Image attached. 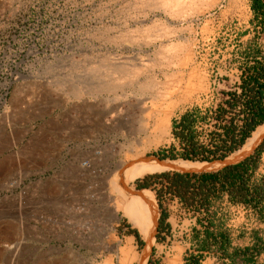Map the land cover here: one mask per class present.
Returning <instances> with one entry per match:
<instances>
[{
  "label": "rangeland",
  "instance_id": "obj_1",
  "mask_svg": "<svg viewBox=\"0 0 264 264\" xmlns=\"http://www.w3.org/2000/svg\"><path fill=\"white\" fill-rule=\"evenodd\" d=\"M183 2L0 0V129L27 147L43 122L62 126L73 111L66 122L76 131L74 159L65 166L61 156L41 177L33 174L31 152H13L12 143L1 156L0 264H120L108 245L129 236L128 264H142L147 239L123 212L116 166L136 156H179L173 122L189 111L197 137L208 142L224 92L233 89L257 36L250 0ZM259 42L264 46L263 33ZM167 106L171 128L162 135ZM88 160L97 170L82 166ZM146 176L128 182V190L151 191L158 217L162 210L178 220L188 214L168 194L161 210L154 189L138 188ZM105 185L118 211L114 221ZM179 236L166 240L155 232L144 264H167L184 251Z\"/></svg>",
  "mask_w": 264,
  "mask_h": 264
},
{
  "label": "trees",
  "instance_id": "obj_2",
  "mask_svg": "<svg viewBox=\"0 0 264 264\" xmlns=\"http://www.w3.org/2000/svg\"><path fill=\"white\" fill-rule=\"evenodd\" d=\"M250 9L253 15L251 23L257 31V36L244 53V61L239 67L240 74L233 89L224 92L225 98L215 113V129L210 133L209 141L199 140L196 134L198 121L196 114L186 112L173 122V135L180 141L183 152L179 156L163 153L162 158H181L188 161L223 159L239 150L253 132L264 124V46L259 42L260 34H264V0H250ZM263 152L264 141L245 159L219 171L204 173L163 171L147 174L148 176L139 182L138 188L154 189L161 210L162 199L167 194L168 199L178 197L186 208L207 213L212 205V198L227 195L230 203L243 205L262 215L264 176L257 181L255 174ZM154 179L159 181L160 188L152 182ZM168 217L169 211L162 210L158 235L165 229L169 230ZM211 224L210 221L207 223L208 226ZM130 233L141 241L138 231L131 230ZM209 239L216 243H229V238L224 233L218 237L207 231L205 245ZM258 241L262 242V239L259 238ZM200 260L201 256H194L186 264H200ZM246 261L253 260L247 257Z\"/></svg>",
  "mask_w": 264,
  "mask_h": 264
},
{
  "label": "crops",
  "instance_id": "obj_3",
  "mask_svg": "<svg viewBox=\"0 0 264 264\" xmlns=\"http://www.w3.org/2000/svg\"><path fill=\"white\" fill-rule=\"evenodd\" d=\"M72 113L73 111L67 112L66 121L71 119L74 114ZM66 121L62 126L46 125L43 122L39 130H35L31 134V144H28L27 147H24V139H20L14 133L12 142L11 136L7 134L4 127H1L0 158L8 152L13 143V152L22 153L21 150H24V153H32L34 175L41 177L53 170L56 164L62 161L61 156L65 159L64 165L66 166L69 160L74 159L69 148L76 145L74 134L76 131L72 127L73 124L68 125ZM18 159L19 156H13L15 164ZM13 172L15 173L13 175L17 176V172L14 170ZM263 176L264 152L260 156V165L255 179L259 181ZM170 201L180 208L184 207L188 214L182 218L179 217L178 220L177 213L169 210L167 222L170 224V228L162 231L160 235H163L166 240L175 237V234L180 235L182 241L180 240L178 243L184 248L181 253L182 264L189 263L194 256H201L200 264H264V211L261 215L258 211L243 205H234L229 202L227 195H223L221 198H212V205L208 213L186 208L180 199H170ZM228 210L236 211V213L227 214ZM251 219L256 221L249 222ZM209 221L212 223L210 226L207 225ZM207 231L218 237L221 233L226 234L229 243H216L209 239L205 245ZM259 238L262 239V242L258 241ZM247 257L252 258L253 261L247 262Z\"/></svg>",
  "mask_w": 264,
  "mask_h": 264
},
{
  "label": "bare ground",
  "instance_id": "obj_4",
  "mask_svg": "<svg viewBox=\"0 0 264 264\" xmlns=\"http://www.w3.org/2000/svg\"><path fill=\"white\" fill-rule=\"evenodd\" d=\"M173 2L177 5L182 3L183 0H173ZM121 63L122 62H120L119 64ZM167 108L168 110L164 112L163 119L161 120L162 125L159 128L161 130L162 135H166L169 129L171 128L172 111L170 106H167ZM263 136H264V126H259V128L255 130L253 132V135L247 140L246 144L232 156L242 157L250 153L253 150V148L258 144V142L262 139ZM217 167H218V163L208 164V163L190 162L183 160L157 161L156 158L146 157L144 159L139 156L132 157L127 160H123L116 166V170L113 173V175L116 178V180L115 179L114 180L117 181V185H118L117 190L122 195H124L123 199L125 201L126 209L124 208L123 212L125 213V215L129 217V220L133 224V226L138 228L141 231V233H143L144 235L143 237L147 239V247L143 251L142 256L138 259L141 261L142 264L145 263L144 259L146 257L148 258V254L152 246L150 242H153L155 239V226H156V219L158 213L157 215L155 214L154 204L151 202V200H153V202L155 203V199L151 191L133 190L134 192L132 193V189L128 190L126 186L127 183L134 182L137 179L142 178L149 173H155L159 171L162 172L167 170L201 171V170L214 169ZM107 187L109 186H106L104 188L105 197L107 199V206L111 211V216H110L111 221H114L118 219V211L113 203V198L108 194L107 190L109 188ZM156 209H157V205H156ZM112 237L114 238V236ZM108 249L110 251L116 252L119 255L120 264H128L130 259L134 257L133 236H129L128 238H126L123 245H121L120 243H112V244L110 243L108 245ZM181 253L182 252L178 250V252L168 261L167 264H182Z\"/></svg>",
  "mask_w": 264,
  "mask_h": 264
},
{
  "label": "water",
  "instance_id": "obj_5",
  "mask_svg": "<svg viewBox=\"0 0 264 264\" xmlns=\"http://www.w3.org/2000/svg\"><path fill=\"white\" fill-rule=\"evenodd\" d=\"M248 140V139H247ZM264 141V136L262 137V139L258 142V144L253 148V150L242 156V157H236V156H232L233 154H235L236 152H234L233 154H230L226 157H224L223 159H217V160H212V161H190V162H199V163H208V164H216L218 163V167L217 168H214V169H208V170H201V171H180V170H167V171H171V172H180V173H204V172H214V171H219L225 167H228L230 165H233V164H236V163H239L240 161H242L243 159H245L247 156H249L251 153H253L256 148ZM246 144V143H245ZM244 144V145H245ZM243 145V146H244ZM242 146V147H243ZM241 147V148H242ZM240 148V149H241ZM239 149V150H240ZM238 150V151H239ZM157 161H165V160H168V161H175L177 159H171V158H161V157H155ZM180 160H183V161H188V160H184V159H180ZM145 190V189H144ZM159 219L160 217L157 216V219H156V226H155V232H157L158 230V227H159ZM147 247V240H146V246L145 248ZM151 250V248H150Z\"/></svg>",
  "mask_w": 264,
  "mask_h": 264
},
{
  "label": "built area",
  "instance_id": "obj_6",
  "mask_svg": "<svg viewBox=\"0 0 264 264\" xmlns=\"http://www.w3.org/2000/svg\"><path fill=\"white\" fill-rule=\"evenodd\" d=\"M71 103V102H70ZM100 153V152H99ZM82 166H84L88 171L90 172H94L96 169L94 167H92L91 165V160H88L84 163H82ZM173 199H179L178 197H174ZM181 202V201H180Z\"/></svg>",
  "mask_w": 264,
  "mask_h": 264
}]
</instances>
